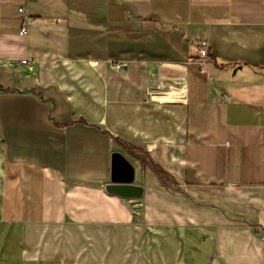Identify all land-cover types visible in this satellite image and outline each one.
<instances>
[{"label": "crops", "instance_id": "crops-1", "mask_svg": "<svg viewBox=\"0 0 264 264\" xmlns=\"http://www.w3.org/2000/svg\"><path fill=\"white\" fill-rule=\"evenodd\" d=\"M12 235L24 264H264V0H0Z\"/></svg>", "mask_w": 264, "mask_h": 264}, {"label": "water", "instance_id": "water-1", "mask_svg": "<svg viewBox=\"0 0 264 264\" xmlns=\"http://www.w3.org/2000/svg\"><path fill=\"white\" fill-rule=\"evenodd\" d=\"M135 169L123 154L114 152L112 154V178L105 186L108 194L117 195L121 198L139 196L143 193L142 188L135 184Z\"/></svg>", "mask_w": 264, "mask_h": 264}, {"label": "built area", "instance_id": "built-area-1", "mask_svg": "<svg viewBox=\"0 0 264 264\" xmlns=\"http://www.w3.org/2000/svg\"><path fill=\"white\" fill-rule=\"evenodd\" d=\"M31 1V0H29ZM24 9H21V12H24ZM27 33V28L23 27L21 29V35L24 36ZM210 55V44L208 40H199L196 47H195V51H194V55L191 56L190 58V62L192 63H197L199 65L202 66V72H205V69L203 68V66L205 65V63L208 61ZM28 61L27 60H21L18 65L19 66H24L27 65ZM180 93V94H178ZM176 94V98H179V100H181L182 102L186 101L185 100V92L184 90L178 92ZM179 96V97H177ZM264 237V235H263Z\"/></svg>", "mask_w": 264, "mask_h": 264}, {"label": "rangeland", "instance_id": "rangeland-1", "mask_svg": "<svg viewBox=\"0 0 264 264\" xmlns=\"http://www.w3.org/2000/svg\"><path fill=\"white\" fill-rule=\"evenodd\" d=\"M3 230H5V233H11L10 230H7V228L2 229L1 231ZM0 264H24L22 263L19 256L18 241L15 239V237H13V235L8 236L4 240L0 241Z\"/></svg>", "mask_w": 264, "mask_h": 264}, {"label": "trees", "instance_id": "trees-1", "mask_svg": "<svg viewBox=\"0 0 264 264\" xmlns=\"http://www.w3.org/2000/svg\"><path fill=\"white\" fill-rule=\"evenodd\" d=\"M159 174H160V175H163V173H162V172H160V171H159Z\"/></svg>", "mask_w": 264, "mask_h": 264}]
</instances>
